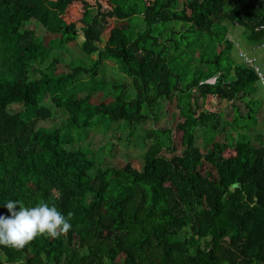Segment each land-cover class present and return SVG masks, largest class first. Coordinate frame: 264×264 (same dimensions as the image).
<instances>
[{"label": "trees", "instance_id": "trees-1", "mask_svg": "<svg viewBox=\"0 0 264 264\" xmlns=\"http://www.w3.org/2000/svg\"><path fill=\"white\" fill-rule=\"evenodd\" d=\"M78 1L87 10L81 31L64 18ZM108 3L103 8L87 0H0V215H9L4 205L10 200L27 207L43 201L65 216L74 213L66 235L37 236L20 250L0 245V264H264V140L248 134L232 135L231 142L214 140L211 133L218 131L222 115L205 108L210 95L243 100L250 105L243 117L251 119L250 98L259 78L243 62L222 63L229 40L208 59L201 55L208 71L192 78L177 73L181 39L190 30L179 34L168 26L191 23L214 38L226 31V23L241 25L248 39L261 44L264 0ZM136 14L146 22L136 37L125 34L121 42L111 33L104 39L111 18ZM30 18L41 32L26 27ZM128 28L129 22L112 32ZM72 48L80 50L78 57ZM108 60L131 83L106 75ZM62 64L67 69L59 71ZM212 77L216 82L207 81ZM97 91L108 94L94 102ZM176 97L184 118L177 125L182 153L175 128L161 126L158 117L154 127H139L152 119L160 101ZM200 98L203 106H181L183 99ZM13 104H22L24 112H12ZM57 109L65 110L61 127L40 124ZM118 124L146 146L140 168L130 160L106 163L115 149L111 142L103 148L107 152L74 146L73 129L106 132ZM199 130L211 134L210 149L197 144ZM228 149L233 153L226 154ZM101 152L106 157L99 159Z\"/></svg>", "mask_w": 264, "mask_h": 264}, {"label": "rangeland", "instance_id": "rangeland-1", "mask_svg": "<svg viewBox=\"0 0 264 264\" xmlns=\"http://www.w3.org/2000/svg\"><path fill=\"white\" fill-rule=\"evenodd\" d=\"M90 5L96 6L98 3L103 5V8H109L110 5L108 0H87ZM86 8L84 3L81 1L72 3L66 11L64 18L68 23L75 25L78 29H82L83 27V19L86 17ZM129 22V28L126 33L123 31L112 32V30L116 26H122ZM170 28L178 31H186L187 36L185 39H181V49L182 53L178 55V59L175 61L174 65L176 72H185L188 74V78H192L194 73L197 71L198 73L201 71L206 72L209 70V67L206 64H202L200 61V57L203 54L204 59H208L212 54L219 53V43L230 41V47L227 51V54L222 55V63L227 65L229 62L232 63H242L243 58L240 55L241 51L246 52L250 57H256L258 63H262L264 59V47L261 46L260 43H255L254 41L247 38L245 33L244 26L241 25H231L226 23L227 29L222 33L221 36L210 37L206 32L201 33L199 31H195L192 29L191 23H185L182 21H172L168 24ZM26 27L28 28H36L38 31H42V29L36 25V21L34 18H30L27 22ZM146 28V22L141 14H136L132 16L130 19H119V18H111L106 33L104 35V39H106L107 35L111 34L119 41L125 42L126 35L130 37H136L137 34L143 31ZM167 34V33H166ZM165 37V36H164ZM162 37V40L164 39ZM83 37L81 34L78 36V41L81 42ZM172 39V38H171ZM189 45L192 47L191 51H186L185 46ZM72 52L75 57L80 55V50L78 48H72ZM177 54V53H172ZM68 60L72 57L70 55H66ZM65 56V57H66ZM93 57H97L96 54ZM89 61V59H87ZM86 61V62H87ZM108 64V65H107ZM107 64L105 63L103 72L106 75L111 76L113 78H117L119 81L123 82L125 79L128 80V83H131V80L120 71L118 64H116L112 60H108ZM67 66L62 64L58 67V70H66ZM103 75V73H101ZM208 80H211L208 79ZM212 79L211 81H213ZM212 83V82H211ZM129 90H132L131 85H129ZM108 93H103L101 91H97L93 93L94 102L96 100H101L103 95ZM107 100H111L113 95L112 93ZM47 99L46 101H48ZM252 100L251 106L253 107V117L251 119H246L243 117L249 110L250 105L243 100H233L229 101L227 99H221L217 96L210 95L207 99V103L205 104V108L210 111L220 112L222 118L220 119V125L218 131H213L214 133L212 137L214 140H223L227 142H231L233 140V136H239L240 134H248L251 138L253 136L254 139L257 140L258 136L260 140H264V88L262 87L259 81H256L254 84V91L250 101ZM192 103L195 107L196 104L203 106V99L200 98L198 101L195 99H183L181 106L183 108L189 107ZM178 97H176L173 101L164 99V101H160L158 106L155 109V114H151V120L146 123H140V128H152L155 126V117H158V124L161 126L169 125L172 128H175L174 131V141L175 146H177V153H182L184 149V145L182 144V136L183 131L177 129V125L180 121H183V116L181 115L180 108L178 106ZM12 112L23 111L25 110L22 104H13L9 107ZM29 112L28 114H31ZM27 112L25 115H28ZM65 118V110L57 109L54 110L53 117L47 121H40V124L43 126L54 127L56 124L61 125ZM60 123V124H59ZM119 128L112 127L106 132L103 128L105 127H91L88 129H73L71 134L73 135L75 141L77 143L74 144L75 147L82 146L83 148H87V146H92L96 149L106 148L109 142L115 145V149L113 154L108 155L106 157L105 153H97V158L106 157V163L119 165L122 162L130 160L131 163L140 168L141 166V155L144 153L146 148L141 146V144L137 140V133L132 134L130 128L124 124H118ZM61 127V126H59ZM105 132V133H104ZM143 132V131H142ZM209 133V132H208ZM206 133V136L203 135V132L199 130L197 132V144L203 150H207L211 148V142L209 138L211 134ZM233 135V136H232ZM253 139V140H254ZM147 144L151 143L150 139L146 140ZM255 141V140H254ZM104 150V149H103ZM107 152V149L104 150ZM165 155H170L171 153L164 151ZM232 149H228L226 154H231ZM160 166L162 171L163 179H167L166 167L163 159H160ZM209 169V166H207Z\"/></svg>", "mask_w": 264, "mask_h": 264}, {"label": "clouds", "instance_id": "clouds-1", "mask_svg": "<svg viewBox=\"0 0 264 264\" xmlns=\"http://www.w3.org/2000/svg\"><path fill=\"white\" fill-rule=\"evenodd\" d=\"M4 206L9 215H0V245L20 250L37 236L58 238L73 227L70 221L74 213L65 216L54 204L41 201L27 207L18 200H10Z\"/></svg>", "mask_w": 264, "mask_h": 264}, {"label": "built area", "instance_id": "built-area-1", "mask_svg": "<svg viewBox=\"0 0 264 264\" xmlns=\"http://www.w3.org/2000/svg\"><path fill=\"white\" fill-rule=\"evenodd\" d=\"M261 28H263V27H261ZM261 46L264 47V42L261 43ZM240 55L243 58V63L255 71V73L257 74V76L259 78V82L261 83L262 87L264 88V75L258 74V72L264 74V59H263L262 63L260 64V63H258V60L256 57H250L244 51H241ZM212 79H214V80L211 81ZM211 80H207V81L214 83V82H216L217 78L212 77Z\"/></svg>", "mask_w": 264, "mask_h": 264}, {"label": "water", "instance_id": "water-1", "mask_svg": "<svg viewBox=\"0 0 264 264\" xmlns=\"http://www.w3.org/2000/svg\"><path fill=\"white\" fill-rule=\"evenodd\" d=\"M233 190H235L234 188H232Z\"/></svg>", "mask_w": 264, "mask_h": 264}]
</instances>
